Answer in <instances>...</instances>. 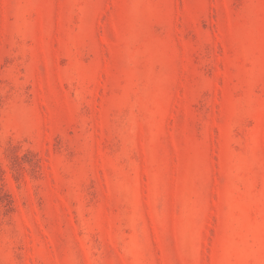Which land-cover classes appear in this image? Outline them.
<instances>
[{
    "label": "rangeland",
    "instance_id": "1",
    "mask_svg": "<svg viewBox=\"0 0 264 264\" xmlns=\"http://www.w3.org/2000/svg\"><path fill=\"white\" fill-rule=\"evenodd\" d=\"M0 264H264V0H0Z\"/></svg>",
    "mask_w": 264,
    "mask_h": 264
}]
</instances>
